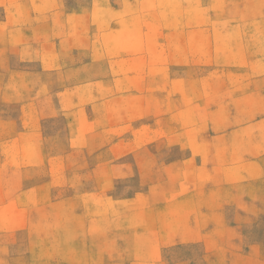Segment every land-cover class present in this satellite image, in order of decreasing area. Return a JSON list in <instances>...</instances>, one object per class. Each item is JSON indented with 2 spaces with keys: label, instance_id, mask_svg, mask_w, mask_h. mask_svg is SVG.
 <instances>
[{
  "label": "rangeland",
  "instance_id": "obj_1",
  "mask_svg": "<svg viewBox=\"0 0 264 264\" xmlns=\"http://www.w3.org/2000/svg\"><path fill=\"white\" fill-rule=\"evenodd\" d=\"M6 39L0 264H264V0H0Z\"/></svg>",
  "mask_w": 264,
  "mask_h": 264
},
{
  "label": "crops",
  "instance_id": "obj_2",
  "mask_svg": "<svg viewBox=\"0 0 264 264\" xmlns=\"http://www.w3.org/2000/svg\"><path fill=\"white\" fill-rule=\"evenodd\" d=\"M16 12L17 11H10V12H8V11H2V15L4 16V18L5 17H8V16H11V15H15L16 14ZM20 12V11H19ZM23 14H26V15H29L30 13H29V11H21ZM3 22H5V23H7L8 22V20L5 18L4 20H3ZM8 25H6V27H7ZM12 27V26H11ZM4 31H6V32H18V27H15V28H13L12 27V31H8V30H5V29H3ZM2 36H4L3 34H2ZM19 45H15V44H13L12 43V41H10V40H5V41H0V47H5V48H8V49H13L14 47H18ZM8 58H11V56H9ZM6 61L7 62H9V60L8 59H6Z\"/></svg>",
  "mask_w": 264,
  "mask_h": 264
}]
</instances>
